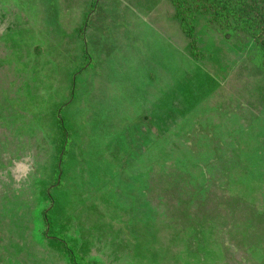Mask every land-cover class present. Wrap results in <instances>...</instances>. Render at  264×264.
I'll return each instance as SVG.
<instances>
[{
	"label": "rangeland",
	"instance_id": "rangeland-1",
	"mask_svg": "<svg viewBox=\"0 0 264 264\" xmlns=\"http://www.w3.org/2000/svg\"><path fill=\"white\" fill-rule=\"evenodd\" d=\"M172 0H0V264H264V67Z\"/></svg>",
	"mask_w": 264,
	"mask_h": 264
},
{
	"label": "trees",
	"instance_id": "trees-1",
	"mask_svg": "<svg viewBox=\"0 0 264 264\" xmlns=\"http://www.w3.org/2000/svg\"><path fill=\"white\" fill-rule=\"evenodd\" d=\"M172 1L182 29L193 39L195 49L197 39L192 21L196 12H202L209 16L210 23L218 28L226 40H231L234 33H244L248 39H253L264 67V0Z\"/></svg>",
	"mask_w": 264,
	"mask_h": 264
},
{
	"label": "clouds",
	"instance_id": "clouds-1",
	"mask_svg": "<svg viewBox=\"0 0 264 264\" xmlns=\"http://www.w3.org/2000/svg\"><path fill=\"white\" fill-rule=\"evenodd\" d=\"M33 164L34 161L31 155H25L21 159H14L7 170L0 173V177L7 180L10 176L12 181L20 183L28 178L29 174L32 172Z\"/></svg>",
	"mask_w": 264,
	"mask_h": 264
}]
</instances>
